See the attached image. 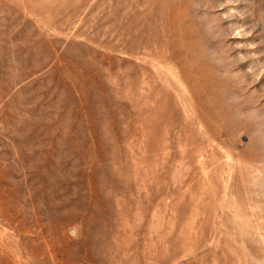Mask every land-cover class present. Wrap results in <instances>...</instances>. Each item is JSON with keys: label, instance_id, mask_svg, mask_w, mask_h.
Here are the masks:
<instances>
[{"label": "rangeland", "instance_id": "374dc122", "mask_svg": "<svg viewBox=\"0 0 264 264\" xmlns=\"http://www.w3.org/2000/svg\"><path fill=\"white\" fill-rule=\"evenodd\" d=\"M0 264H264V0H0Z\"/></svg>", "mask_w": 264, "mask_h": 264}]
</instances>
